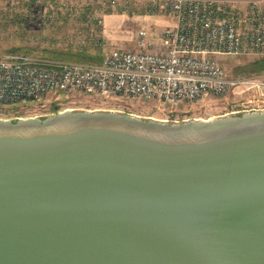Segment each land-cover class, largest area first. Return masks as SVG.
<instances>
[{"label":"water","instance_id":"1","mask_svg":"<svg viewBox=\"0 0 264 264\" xmlns=\"http://www.w3.org/2000/svg\"><path fill=\"white\" fill-rule=\"evenodd\" d=\"M0 264H264V111L0 119Z\"/></svg>","mask_w":264,"mask_h":264},{"label":"built area","instance_id":"2","mask_svg":"<svg viewBox=\"0 0 264 264\" xmlns=\"http://www.w3.org/2000/svg\"><path fill=\"white\" fill-rule=\"evenodd\" d=\"M152 2L167 9L173 23L158 34L139 30L135 50L113 49L100 64L1 55L0 105L39 104L49 96L77 94L147 99L172 107L195 104L226 96L236 85L223 58H264V3ZM249 83L264 90V80Z\"/></svg>","mask_w":264,"mask_h":264},{"label":"rangeland","instance_id":"3","mask_svg":"<svg viewBox=\"0 0 264 264\" xmlns=\"http://www.w3.org/2000/svg\"><path fill=\"white\" fill-rule=\"evenodd\" d=\"M172 23L169 11L152 1H118L112 4L0 0V56L14 51L35 59L60 61L72 53H85L101 55L103 59L105 53L113 49L135 50L139 30L158 34ZM257 59L261 57L223 58L227 73L237 82L236 85L226 96L209 97L200 103L172 107L147 99L113 97L99 100L84 94L64 95L59 99L49 96L39 104L0 105V119L48 117L70 109L117 111L141 118L181 123L189 119L252 112L264 107V90L253 88L249 82L263 81L264 72L250 75L244 70Z\"/></svg>","mask_w":264,"mask_h":264},{"label":"trees","instance_id":"4","mask_svg":"<svg viewBox=\"0 0 264 264\" xmlns=\"http://www.w3.org/2000/svg\"><path fill=\"white\" fill-rule=\"evenodd\" d=\"M14 52V51H13ZM19 53V52H17ZM73 55H66L64 58L60 59L67 62H78V63H90V64H100L102 62V57L93 56L85 53H72ZM244 72L252 74H261L264 72V58L257 59L254 62L246 66Z\"/></svg>","mask_w":264,"mask_h":264},{"label":"crops","instance_id":"5","mask_svg":"<svg viewBox=\"0 0 264 264\" xmlns=\"http://www.w3.org/2000/svg\"><path fill=\"white\" fill-rule=\"evenodd\" d=\"M49 1H68V2H81V3H111L113 1H129V2H149L153 0H49ZM165 1V0H159ZM183 1H195V2H218L229 4L246 5L250 3H264V0H183Z\"/></svg>","mask_w":264,"mask_h":264}]
</instances>
